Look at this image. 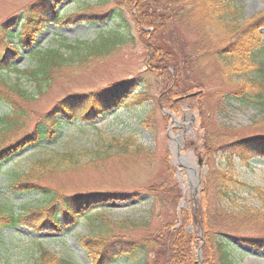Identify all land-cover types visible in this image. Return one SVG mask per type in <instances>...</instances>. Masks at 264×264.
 Wrapping results in <instances>:
<instances>
[{
  "label": "trees",
  "instance_id": "obj_1",
  "mask_svg": "<svg viewBox=\"0 0 264 264\" xmlns=\"http://www.w3.org/2000/svg\"><path fill=\"white\" fill-rule=\"evenodd\" d=\"M64 1L38 0L25 9L24 15L0 23V175L5 176L0 199V264L12 263L13 245L3 244L8 228L21 224L36 231L53 228L62 233L84 212H87L88 220L102 222L98 228L102 241L96 242L93 237L85 242L93 264H114L118 259L125 264H198L194 251L197 235L187 229L192 223L202 229L204 264H240L239 257L246 254L241 246L261 249L264 236L256 238L261 241L254 242L241 233L244 226L262 221V215L261 211L257 213L249 206L235 203L236 190L252 185L242 180L234 165L239 161L250 164L249 159L255 156L264 158V137L243 138L234 125L215 116L216 111L239 104L257 110L260 121L254 122L251 128L264 126V17L242 30L240 36L230 38L238 25L237 9L230 0H176L179 11L169 18L159 11L167 8L148 0H123V4L118 3L105 14L96 15L87 12L78 15L77 10L60 11L59 5ZM130 7L139 10V15L132 13L135 24L154 29L147 45L158 60L161 80L156 82V87L169 96L167 105L172 104L173 99L196 101L202 131L199 152L207 161L217 153L222 156L223 164L212 166L202 179L204 197L199 204L179 210L182 193L175 179L169 176L158 186L147 185L142 198L140 193L118 195L108 191L97 192L83 200L61 199L64 217L60 219L58 207L51 206L58 198L57 193L29 181L30 175L38 177L92 168L99 162L105 164L114 159L126 163L132 172H136L144 169L141 163L149 161L151 150L131 134L118 136L112 133L109 137L92 140L83 148L77 145L63 153L49 151L33 161L26 172L7 170L10 161L29 149H48L57 145L64 132L73 125L86 134L81 127L83 123L94 125L95 120L106 117L111 110L142 104L147 97H144V91L140 92L143 94L136 93V89L142 90L143 82L139 84L138 80L132 79L110 86L98 99L90 95H67L57 100L30 132L17 133L25 129L30 108L53 87L56 77L60 78L66 70L84 67L93 59L109 57L130 41L131 25L124 12ZM184 18L201 37L189 46L191 52L188 44L182 46L160 34L164 26ZM86 21L93 26L99 25L93 30L92 38L71 40L56 32L48 45H41L37 40L48 25L62 27ZM256 26L259 30H250ZM246 33V39L240 41ZM20 56L22 63L16 61ZM243 76H246L241 82L244 86L237 90L209 91L216 81L230 83ZM193 92L195 95L191 96ZM153 113V109H149L145 118L139 119L144 128L153 127ZM81 153L88 159L84 163L80 160ZM28 193L35 196L23 199ZM14 196L19 197L17 201L14 199L20 204L18 210L11 204ZM134 198L136 206L144 205L141 216L114 221L99 214L106 208L105 204L115 199L133 202ZM30 199L47 205L50 210L44 212L21 206ZM261 199L264 210V198ZM80 207L84 212L79 210ZM34 214L37 217H33ZM139 232L144 233L139 242L121 237ZM30 242V252L22 255L30 259L28 264H70L66 257H60L42 242Z\"/></svg>",
  "mask_w": 264,
  "mask_h": 264
},
{
  "label": "rangeland",
  "instance_id": "obj_2",
  "mask_svg": "<svg viewBox=\"0 0 264 264\" xmlns=\"http://www.w3.org/2000/svg\"><path fill=\"white\" fill-rule=\"evenodd\" d=\"M38 0H0V23L9 22L10 19L19 18L20 14L24 15L25 9L34 4ZM41 2V0H39ZM123 0H66L59 5L60 11H70L78 15L82 13L89 14H105L108 9L115 7L118 3H124ZM151 3H156L158 6L167 8L159 10L168 18L179 11V4L176 0H148ZM237 13L235 15L238 25L233 29V36H240L242 30H246L253 23H258L260 18L264 17V0H230ZM121 4V5H122ZM117 7V6H116ZM119 8V7H118ZM175 8L177 10H175ZM115 9V8H114ZM130 26L129 36L130 41L120 47V50L106 58L93 59L84 67L77 69L66 70L61 74L60 78L55 79V84L30 108L31 115L28 123L25 124V129L18 132V135H23L30 132L34 128L36 121L42 117L44 113L49 111L57 102V100L66 97L67 95H80L98 99L101 93L110 88V86L121 84L124 81H142L141 89H136V93L143 94L147 99L140 104L133 106H123L120 109L111 110L106 117H101L95 120L94 125H81L86 130V134L78 131V127L74 125L65 131L63 138L59 140L57 145L51 146L48 149L37 148L29 149L23 155L10 161L7 170L26 172L33 161L43 157L49 151L65 152L71 148H80L91 144L92 140L96 141L99 137H109L114 133L120 135H133L139 143L147 146L151 150L149 161L142 162L141 166L145 169H137L132 172L126 163L118 159L110 160L102 164L99 162L92 168L82 167L79 170L70 172H53L43 176H29V181L35 184L43 185L52 189L57 193L58 198L51 202L52 208L58 207L60 219L64 217L61 199L83 200V198L100 192L102 194L113 191L118 195L137 194L140 193L141 198L147 192V185L158 186L167 178H174L181 191L180 209L199 204L203 199L202 179L212 168V166L223 164V158L219 154L212 155L207 161L203 153L199 152L202 141L200 136L202 131L199 128L200 120L198 110L196 109V101L193 99L182 100L178 102L172 100V104H168L170 99L163 94L161 89L156 87V82L161 80L158 68V60L155 52L150 51L147 45L148 40L152 36L154 29L146 25L135 24L133 14L139 15L138 7H130L129 10H124ZM23 17V16H22ZM188 18V17H187ZM186 18L183 21L175 22L173 25L167 24L164 26L160 34L162 38L179 42L184 46L188 44V51L192 43L196 40H201L198 33L192 29ZM105 22V21H104ZM102 26V25H101ZM105 27V26H102ZM99 25H90V22H77L75 24H66L62 27L53 24L48 25L43 32L37 37L39 44L48 45L52 42L54 33L59 32L64 35V38L71 40L92 38L93 30H97ZM259 30V27L250 30ZM247 33L244 34L240 41L245 40ZM239 38V37H238ZM181 46V47H182ZM22 56L16 59L22 63ZM247 76V75H246ZM246 76L239 80L215 82V85L209 89L217 90V92H231L244 86L242 81ZM253 74L250 76L252 77ZM145 79V80H143ZM143 85V86H142ZM137 87V86H136ZM246 90V89H245ZM144 91V92H143ZM207 91V92H209ZM143 92V93H140ZM150 96L147 95V94ZM89 99V98H88ZM176 102V103H174ZM149 109H153L154 113L151 117L154 122L151 129L144 128L140 124V118H145ZM226 111V112H225ZM216 111V118L223 120L227 124L234 125L239 129L238 134L241 137H264V126L261 128H251L254 122L260 121L256 109L239 104L231 105L228 109ZM26 131V132H25ZM13 133V134H14ZM179 135V136H178ZM79 148V149H80ZM81 162L87 161L84 153H81ZM144 158V157H140ZM200 160V163L198 161ZM250 164L241 161L234 165L235 172L238 173L242 180L251 184L250 188H242L236 190L235 203L246 205L255 210L261 211V220L256 224L244 226L241 233L252 241H261L256 239L259 236H264V210H262L261 198H264V158L249 159ZM151 162V163H149ZM193 172V173H192ZM2 175V174H1ZM0 175V199L5 183H3L4 175ZM35 195L28 193L25 198H32ZM66 196V197H65ZM19 197H13L12 205L20 206L16 201ZM127 200V199H126ZM136 199L133 202H127L115 199L113 202L105 204L106 208L99 212L103 217L111 220H119L129 217H138L143 213L144 205L136 206ZM133 204V205H132ZM21 206L35 207L44 212L50 210L47 205L35 200H28ZM135 206V207H134ZM24 208V207H23ZM79 210L83 211L80 207ZM93 210V209H92ZM92 210L90 212H92ZM84 212V211H83ZM87 212H84L73 224L68 226L62 233L51 229L34 230L30 226L18 224L15 228L5 230L6 242L3 244L13 245L11 264H28L29 258H24L25 252H30V241H40L45 247L56 252L60 257H66L70 264H93L92 259L87 255V245L85 242L90 241V238H95V241H102L101 234L98 233L102 222L94 219L88 220ZM37 217V214L33 217ZM101 219V218H100ZM101 221H103L101 219ZM187 229L195 235L196 246L194 251L198 264H204L203 259V235L197 229L194 223L189 224ZM144 233L122 234L125 240L132 239L139 242ZM261 239V240H260ZM94 241V242H95ZM246 252L245 255L239 257L240 264H264V241H262L261 249L250 248V246H241ZM10 250V251H11ZM114 264H125L121 259L116 260Z\"/></svg>",
  "mask_w": 264,
  "mask_h": 264
}]
</instances>
